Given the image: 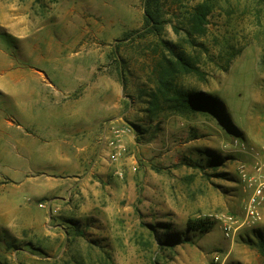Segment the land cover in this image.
<instances>
[{"label":"rangeland","instance_id":"obj_1","mask_svg":"<svg viewBox=\"0 0 264 264\" xmlns=\"http://www.w3.org/2000/svg\"><path fill=\"white\" fill-rule=\"evenodd\" d=\"M200 1L162 0V37L198 61L185 86L218 97L217 117L147 113L160 38L125 36L143 0H0V264H264V198L246 221L264 179V0H212L207 34L187 41ZM101 78L114 101L96 113L87 92L75 109L45 99V82L70 99Z\"/></svg>","mask_w":264,"mask_h":264},{"label":"trees","instance_id":"obj_2","mask_svg":"<svg viewBox=\"0 0 264 264\" xmlns=\"http://www.w3.org/2000/svg\"><path fill=\"white\" fill-rule=\"evenodd\" d=\"M143 4V28L126 32L125 36L143 38L154 35L160 38L158 43H154L155 47H151L157 58L149 75V80L154 85L146 91L147 113L154 116L162 111L182 112L183 114L200 112L217 117L221 112L218 97L199 88L185 86L186 76L191 74L202 76L203 73L194 56L186 50H177L178 45L162 37L167 23L162 0H143ZM214 8L212 0H201L191 10L186 11L188 28L185 30V38L187 41L193 36L207 34L209 15ZM188 225L191 230L204 232L212 227V221L197 219L191 220ZM172 243V238H166L161 245H173ZM258 249L264 255V237L259 238Z\"/></svg>","mask_w":264,"mask_h":264},{"label":"crops","instance_id":"obj_3","mask_svg":"<svg viewBox=\"0 0 264 264\" xmlns=\"http://www.w3.org/2000/svg\"><path fill=\"white\" fill-rule=\"evenodd\" d=\"M67 76H68L67 78H70L71 80L77 79L76 78V74L71 75L70 73H68ZM89 80H92V79L90 78ZM95 81L96 82H94V83H92L90 85L89 89L86 88L83 91V93L79 94L75 98H70V99L66 98V95H68L66 93H68L69 90H65L63 88L56 87V86L51 84V81L45 82L47 84H50V87L56 89V91L58 92V94L51 93L52 94V98L51 99H48V98H45V99H47V103L48 102H50V103L53 102L54 104H59L60 103V105H63L65 108H69V109H73L74 108L75 109V107H77V102L78 101L80 102L81 100H83V98H85L84 96L86 95L85 92H87V94H88L87 95L88 96L87 100H88V103H90V106H91V108L93 110L95 109V106H97V105L100 106L101 104H105L107 101H114V98L112 97V95L109 96V94H108L109 86L107 84V80L101 78V79H98V80L96 79ZM72 85L75 86V84H72ZM111 87H113V88L115 87V91H116L117 94L122 92V88L120 86L118 87V85H113ZM69 94H70V92H69ZM116 99H117V97H116ZM82 110H84V109H81V111ZM96 110L97 109L94 110L95 113L97 112ZM98 110H100V108ZM85 112H86V114H83V116H81V119L75 120L74 127H73L74 129H73V131H71L72 133L70 132L71 135L76 136L83 129V128L82 129H80V128L83 127L82 123L85 122L84 120H86L85 116L88 117V121H86V123H84V124H86V125L88 123L92 124V122H90V120L92 121L94 119L93 114L91 115L89 110L85 111ZM79 129H80V131H79ZM58 134L60 135L62 133H58ZM93 134L95 135V132H93ZM80 139H81V137H75L71 141V143L75 144V145L79 144L80 143Z\"/></svg>","mask_w":264,"mask_h":264},{"label":"built area","instance_id":"obj_4","mask_svg":"<svg viewBox=\"0 0 264 264\" xmlns=\"http://www.w3.org/2000/svg\"><path fill=\"white\" fill-rule=\"evenodd\" d=\"M264 198V179H261L260 182H255V189H254V197L250 200L247 206L248 217L254 218V220H258L261 218V214L259 211V206ZM237 218L235 215L229 212H222L219 214V220L222 222L224 231L228 237H234L235 232L237 231Z\"/></svg>","mask_w":264,"mask_h":264}]
</instances>
